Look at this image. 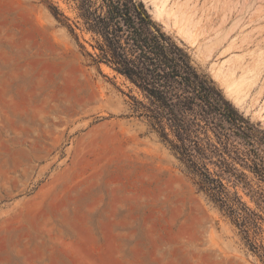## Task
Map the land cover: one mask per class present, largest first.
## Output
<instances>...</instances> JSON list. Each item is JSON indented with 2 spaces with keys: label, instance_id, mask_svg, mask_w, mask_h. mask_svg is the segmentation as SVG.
<instances>
[{
  "label": "rangeland",
  "instance_id": "1",
  "mask_svg": "<svg viewBox=\"0 0 264 264\" xmlns=\"http://www.w3.org/2000/svg\"><path fill=\"white\" fill-rule=\"evenodd\" d=\"M49 1L73 25L72 0ZM179 9L194 43L167 32L211 78L223 63L246 92L238 110L264 128V0H168L164 12ZM74 32L43 0H0V264H264V221L254 251Z\"/></svg>",
  "mask_w": 264,
  "mask_h": 264
},
{
  "label": "trees",
  "instance_id": "2",
  "mask_svg": "<svg viewBox=\"0 0 264 264\" xmlns=\"http://www.w3.org/2000/svg\"><path fill=\"white\" fill-rule=\"evenodd\" d=\"M43 1L73 35L74 26L90 35L92 61L128 81L137 92L129 95L134 113L197 176L251 249H261L250 233L258 234L264 216L246 205L238 188L264 209V128L194 65L142 0H72L74 26L56 4Z\"/></svg>",
  "mask_w": 264,
  "mask_h": 264
},
{
  "label": "bare ground",
  "instance_id": "3",
  "mask_svg": "<svg viewBox=\"0 0 264 264\" xmlns=\"http://www.w3.org/2000/svg\"><path fill=\"white\" fill-rule=\"evenodd\" d=\"M144 3H146V7L148 12L151 14V16L160 21V23H162V25H164V29L166 30V27H170L176 30V32L184 39V41L193 44L195 39H194V34L192 35L191 31H190V20L189 19H185V17L183 16V12L182 9H179L178 11L180 12L181 16H169L168 14H165L164 12V7L167 3L168 0H142ZM150 1V3L148 2ZM152 5V6H151ZM184 8V7H183ZM185 10V8H184ZM179 12H176L177 14ZM172 17V18H171ZM167 31V30H166ZM220 41V40H219ZM220 44V43H219ZM222 44V43H221ZM214 45V43L212 44ZM206 47V46H205ZM207 48V47H206ZM210 49V48H209ZM208 50V49H207ZM211 51V50H209ZM201 53V52H200ZM206 55V53H205ZM202 56V55H200ZM207 56V55H206ZM208 57V56H207ZM206 60V59H205ZM223 65V63H221ZM234 65H232V68H238V64L237 63H233ZM222 65L219 64H215L212 63L210 65V72H211V76L214 80H218L220 82V87H222L225 95L234 103L235 106H237L239 109H242L243 111H248L249 108H247L245 106V104H243L244 101V97L246 96L244 93L246 92H242V82H240V86H238V82L235 79H232L230 77V75L227 74V72L224 71ZM228 67V66H227ZM231 68V67H230ZM231 68V70H232ZM254 68V67H253ZM258 68V67H257ZM256 68V69H257ZM229 69V67L227 68V70ZM250 68H241L240 70L245 71V70H249ZM230 70V69H229ZM252 70V69H251ZM255 70V69H254ZM239 71V70H238ZM232 73V72H231ZM246 73V72H245ZM243 73V75L245 74ZM248 73V72H247ZM253 73V72H252ZM237 76V75H236ZM246 76V75H245ZM250 76V75H249ZM247 77V76H246ZM243 77L242 80L245 81V78ZM241 78V77H240ZM250 78V77H249ZM255 79V78H254ZM246 82V81H245ZM255 83V82H254ZM253 83V84H254ZM246 91V90H245ZM245 95V96H244ZM244 96V97H243ZM256 115H259V113H256ZM260 116V115H259Z\"/></svg>",
  "mask_w": 264,
  "mask_h": 264
},
{
  "label": "water",
  "instance_id": "4",
  "mask_svg": "<svg viewBox=\"0 0 264 264\" xmlns=\"http://www.w3.org/2000/svg\"><path fill=\"white\" fill-rule=\"evenodd\" d=\"M146 9H147V7H146ZM180 41V40H179ZM181 42V41H180Z\"/></svg>",
  "mask_w": 264,
  "mask_h": 264
}]
</instances>
